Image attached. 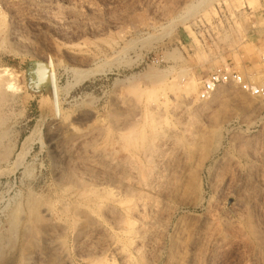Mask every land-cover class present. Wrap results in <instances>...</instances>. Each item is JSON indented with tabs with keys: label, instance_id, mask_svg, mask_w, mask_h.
<instances>
[{
	"label": "rangeland",
	"instance_id": "374dc122",
	"mask_svg": "<svg viewBox=\"0 0 264 264\" xmlns=\"http://www.w3.org/2000/svg\"><path fill=\"white\" fill-rule=\"evenodd\" d=\"M263 54L264 0H0V264H264V100L198 98Z\"/></svg>",
	"mask_w": 264,
	"mask_h": 264
},
{
	"label": "built area",
	"instance_id": "2783aa9c",
	"mask_svg": "<svg viewBox=\"0 0 264 264\" xmlns=\"http://www.w3.org/2000/svg\"><path fill=\"white\" fill-rule=\"evenodd\" d=\"M261 62L264 64V54L261 55ZM234 86L242 93L264 100V76L257 81L244 77L237 72L218 68L207 75L202 81L198 98L207 101L223 86Z\"/></svg>",
	"mask_w": 264,
	"mask_h": 264
},
{
	"label": "bare ground",
	"instance_id": "6f19581e",
	"mask_svg": "<svg viewBox=\"0 0 264 264\" xmlns=\"http://www.w3.org/2000/svg\"><path fill=\"white\" fill-rule=\"evenodd\" d=\"M47 66H48V68H49V73H48V81H49V83H50V88H51V93H52V98H53V105H54V110H55V113L56 114H58V112H59V103H58V87H57V84H56V78H55V75H54V73H53V71H52V63L51 62H48L47 63ZM187 89H189V90H195V83H191V86L189 87V88H187ZM38 126V125H37ZM40 133V132H39ZM34 134V133H33ZM32 134V135H33ZM30 139V138H29ZM131 144V143H130ZM106 230H107V228H106ZM109 230V229H108ZM110 231V230H109ZM113 231V230H112ZM114 233V232H113ZM116 233H114L113 235L114 236H116L115 235ZM110 236H112L111 235V231H110ZM112 240V239H111ZM113 241V240H112ZM115 241V240H114ZM113 241V242H114ZM61 243V242H60ZM113 245L114 244H117V243H112ZM113 245H112V248H116L117 249V252L119 251V253H121V248L119 249L118 247H117V245H114V247H113ZM113 250V249H112ZM111 251V250H110ZM113 252H115L116 253V250H114ZM117 254V253H116ZM119 255V254H118ZM113 257V256H112ZM112 257H110V258H112ZM112 260H114L113 258H112ZM112 260H110V261H112ZM114 262V261H113ZM112 263V262H111Z\"/></svg>",
	"mask_w": 264,
	"mask_h": 264
}]
</instances>
